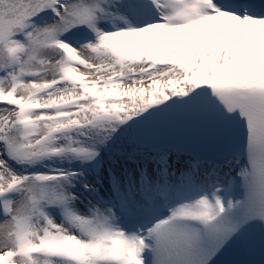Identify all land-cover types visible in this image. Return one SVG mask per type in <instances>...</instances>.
I'll return each mask as SVG.
<instances>
[{
	"label": "snow or ice",
	"instance_id": "6c2138e0",
	"mask_svg": "<svg viewBox=\"0 0 264 264\" xmlns=\"http://www.w3.org/2000/svg\"><path fill=\"white\" fill-rule=\"evenodd\" d=\"M0 264H264V0H0Z\"/></svg>",
	"mask_w": 264,
	"mask_h": 264
}]
</instances>
